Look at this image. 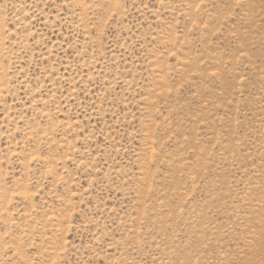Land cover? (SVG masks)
<instances>
[{
  "label": "rangeland",
  "instance_id": "374dc122",
  "mask_svg": "<svg viewBox=\"0 0 264 264\" xmlns=\"http://www.w3.org/2000/svg\"><path fill=\"white\" fill-rule=\"evenodd\" d=\"M0 264H264V0H0Z\"/></svg>",
  "mask_w": 264,
  "mask_h": 264
}]
</instances>
